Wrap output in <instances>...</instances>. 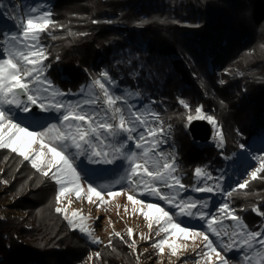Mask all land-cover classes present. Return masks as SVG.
<instances>
[{
  "label": "trees",
  "instance_id": "16d2710c",
  "mask_svg": "<svg viewBox=\"0 0 264 264\" xmlns=\"http://www.w3.org/2000/svg\"><path fill=\"white\" fill-rule=\"evenodd\" d=\"M45 6L63 26H50L49 34L43 36L50 54L46 76L56 89L76 93L91 77L107 70L121 90H139L143 103L155 100L150 106L173 129L181 128L184 117L178 98L191 109L201 103L214 112L226 131L221 150H203L204 144L199 147L188 133L174 137L184 180H189L195 163L214 166L222 162V156L230 153L233 136L247 146L253 136L264 132V0H51ZM180 143L189 146L184 155ZM5 177L10 179L8 187L22 186L20 192L29 193L30 199L22 197L21 201L34 222L0 219V264H9L15 252L12 264H67L71 254L81 256L88 252V245H94L78 230L70 231L63 216L55 212V183L4 149L0 151V179ZM253 183L230 195L237 210H250L258 196L264 200V180ZM255 218L250 225L256 223ZM57 224L64 235L57 240L51 235L52 242L43 249L26 240L30 231L25 228L41 235Z\"/></svg>",
  "mask_w": 264,
  "mask_h": 264
},
{
  "label": "snow or ice",
  "instance_id": "6c2138e0",
  "mask_svg": "<svg viewBox=\"0 0 264 264\" xmlns=\"http://www.w3.org/2000/svg\"><path fill=\"white\" fill-rule=\"evenodd\" d=\"M6 7L12 8L8 19L14 20L15 24L10 28L0 26V149H7L23 161H29L31 168L41 177L57 185L55 212L62 214L70 231L78 230L81 234H86L93 243L100 242L94 237L87 223L89 217L78 211L69 214L67 208L59 206L66 193L74 192L80 198L82 186H86L90 203H95L93 197L103 202L106 189L110 198L120 194L110 190L108 185H96L90 181L82 162H77L79 158L84 157L89 164L97 165L112 164L114 160L122 159L128 166L125 168V175L114 183L126 181L129 184V188H122L121 191L133 205L146 210L143 211L146 221L152 211L157 213L155 221L159 229L155 235H165L151 246L159 253H163L165 246L171 250L173 256H177L180 249L187 250L186 244L169 242L179 233L184 237L191 235L194 238L193 244L195 238L205 242L204 264H212L213 256L218 264H229L228 258L222 255V250L238 251L245 264H253L254 255L264 257V230H249L228 203L219 206L218 211L223 216L220 219L206 211L209 207L208 201L183 195L188 186L181 182L176 156L173 152H164L161 147L168 143V129H171V124L166 129L160 119L161 113L150 108L149 105L155 104V100L140 103L142 93L139 90H121L107 70L93 78L91 84L81 86L79 92L56 89L46 76L49 65L45 61L50 54L43 43V36L49 34L50 26H63L52 19L45 0H36L32 4L21 0L15 6L5 5L0 0V18L7 14L4 12ZM56 59L59 60V57ZM220 83L223 84L224 81ZM96 87L101 90L103 100L96 93ZM68 96H74L75 99H66ZM178 100L188 110V124L195 120H206L216 132L217 146L222 147L223 136L215 117L204 113L202 106H196L193 110L184 99ZM129 143L134 144V149L129 147ZM244 147L241 145V148ZM261 171H264V165L248 175L251 179H256ZM194 174L197 180L192 190L195 192L215 194L218 191L230 196L235 190L230 189L225 193L220 185L223 177H213L204 168L197 167ZM209 181L214 183L210 184ZM247 184L248 180L244 183L238 182V187L243 189ZM141 186L148 196L158 197L176 211L170 212L156 203L128 194L137 192ZM161 187L169 191L161 192ZM144 194L143 191L140 192V195ZM252 211L258 212V209L253 208ZM178 217L198 218L203 221L207 231L218 237L219 242L210 239L204 230L185 225ZM225 219L231 220L233 224L225 225ZM149 227L151 228V224ZM132 235L129 230V238ZM128 247L135 251V242L128 244ZM196 247L193 251H196ZM94 255L100 258L101 254L95 252ZM197 255L200 256L201 253L197 252ZM91 259L90 256L89 260ZM196 264H200V260ZM257 264H264V258Z\"/></svg>",
  "mask_w": 264,
  "mask_h": 264
},
{
  "label": "rangeland",
  "instance_id": "374dc122",
  "mask_svg": "<svg viewBox=\"0 0 264 264\" xmlns=\"http://www.w3.org/2000/svg\"><path fill=\"white\" fill-rule=\"evenodd\" d=\"M45 1L49 2L51 0ZM3 2L5 3V5L15 6L16 4L20 3L21 0H3ZM35 2L36 0H24V3L26 4H32ZM5 9L6 10L4 12L7 14L0 18V26L5 28L13 27L15 21L8 19V15L12 14V8L6 7ZM17 15L19 14L17 13ZM141 49L144 50V47H141ZM173 57L175 58L176 56L173 55ZM209 69H211L210 64ZM59 72L61 73V68H59ZM213 72H216L217 75H219L220 73V71ZM225 73L226 75H228V71ZM237 76L241 77L242 73H238ZM93 78L94 76L90 78V81L88 83H85L82 86L91 84ZM218 82H221V80ZM240 87L242 90L241 94H244L245 91L242 88L243 86L241 85ZM95 91L98 95H100L101 100H103L101 90L96 87ZM66 99H75V97L68 96L66 97ZM133 102L135 103L136 101ZM140 103L143 102L140 101ZM199 106H202L204 113L213 115L214 112L206 110L203 107V104L200 103ZM150 108H152V106H150ZM187 112L188 110H183L182 116L184 117L182 118L183 123L181 125V128L179 130H176L171 126V129H168V143L161 146L164 152H173L176 156L181 182L184 185L188 186V189L183 193V195L185 197L191 196L196 200L208 201L209 207L208 209H206V211L214 214L217 218L220 219H223V216L221 213H219L218 208L223 203H228L230 208L235 210V214L241 217L242 222L247 225L249 230H264V215L261 214L264 213V200H262L261 196H258L256 203L253 206L251 205L252 208H250V210L245 207H241L237 210V208L231 204L230 196L221 194L218 191L213 194L209 192H195L192 190V187L196 184L197 180V177L194 174V170L197 167L206 169L213 175V177L222 176L223 179L220 181V185L222 186L225 193H227L230 189H240L238 187V182L244 183L245 180H248V184L245 187L247 188L249 185L252 186L255 180H264V171L259 172L256 179H251L248 175V173H250L251 171H254L257 168H260L261 165H264V132H262L259 137L253 136L250 145H247L244 148H241V144H238V142L236 141V137L233 136V144L229 147L230 153L229 155L222 156V162L214 166L207 163L200 164L199 162V164L197 165L195 163L190 168L191 175L189 176V180H184L185 175L180 171V163L178 157L179 148L175 144L174 137L178 134L182 137L183 133H188L191 137L188 130L189 124L187 121ZM240 113L242 118L244 119V113L242 112V110L240 111ZM213 116L215 117L218 129L223 136V146H217L216 132L211 125V137L207 142H198L191 138L194 142L199 143V147L201 146V144H204L203 150L211 148H217L218 150H221L225 146L226 131L224 130V126L218 121V118L215 115ZM160 119L163 120L162 118ZM186 125L188 126L186 127ZM164 127L167 129V125H164ZM185 142L190 143L187 141V139ZM180 144L183 146L182 155H184L185 149L186 151H188L189 146L183 143ZM129 147L134 149V144L129 143ZM1 150L4 149H0V151ZM257 157H259L260 159H257ZM26 162L29 163V161ZM77 162H82L83 167L87 171L88 179L94 184L108 185L110 190L118 191L120 192V194L112 196L110 198L107 195L108 189H106L103 193V202L96 200L95 197H93L95 203H90L87 199L86 186H82L83 190L81 191L80 198H77L74 192L66 193L65 196L61 198V205L59 206L67 208L69 214L73 211H78L83 216L89 217L87 223L90 225L91 230L95 229V231H93V235L100 241L98 244L94 243V245L87 244L89 250L88 252H83L81 256L71 254L67 264H196L197 260H200V264H204L206 260V258L203 257L205 242L200 238H195V244H193L194 238L191 235L184 237L181 234L177 233L169 242L171 243L174 241L177 245H188L187 250H178L177 256H173L171 254V250L167 246L164 247L163 253H159L157 249L151 246L153 243H156L158 240L164 238L165 235L164 233H161L159 237L155 235L156 231H158L159 229V225L155 221V216L157 215V213L152 211L149 214L148 220L146 221L143 216V211L146 210H141L138 205H133L127 199V195L123 191H121L122 188H129V184L126 181H121V183L119 184L114 183L115 181L120 180L121 177L125 175V168L128 166L126 161L122 159H116L112 164L97 165L89 164L84 157H80ZM5 178V180L0 179V181L7 182H0V219L6 220V222H8V218L12 219L13 223L15 224L20 223L21 221L27 224L33 223L34 219H30V217L32 218V215L30 216V214H25L26 208L24 207L26 205H24V203L21 201L22 197H24L25 200L27 197L30 199L29 193L27 194L26 192H20V190L23 188L22 186L18 187V189L17 185L12 188L8 187L7 185L10 179L7 177ZM186 178L188 177L186 176ZM18 180L22 181L21 178H18ZM209 183L212 184L214 183V181H209ZM54 186L57 191V185ZM39 189H42V186ZM159 190L164 193H167L169 191L164 187H161ZM141 191H143L145 194L140 195ZM128 194H132L143 201L156 203L170 212L176 211V209L171 208L168 203L160 200L158 197L148 196L143 186H141V188L137 192H129ZM55 207H57L56 203ZM253 208H257L258 212L252 211ZM252 213L253 215H251ZM255 215L258 219L255 218ZM252 218H255L256 223L254 225L249 224ZM178 219H182L184 221V224L188 225L190 228L204 230L205 233L209 235L210 239L216 241L217 243L219 242V238L208 232L204 222L199 220L198 218L193 219L189 217H178ZM50 222L51 221H47V224L50 225ZM162 223L163 221H161V224ZM224 223L225 225L233 224L231 220L227 219L224 220ZM150 224L151 228L149 227ZM50 227L52 226H49L48 229L45 230V232H41V235L34 233V228H25L30 231V234L28 236L29 238H26V240L34 243V247L38 246L39 248L43 249L46 243L52 242L50 240L51 235L57 237L56 240L64 235V230L58 224L52 227L53 230H51ZM129 230H131L133 233L131 238H129L128 236ZM229 231H231V228H229ZM82 236L84 237L86 242L89 241L93 243L86 234H82ZM143 237H147V239H144ZM224 239L226 240L227 238L224 237ZM110 240L111 244H109ZM18 241L22 245L25 244V240H21V238H18ZM133 242H135L136 245L135 251H133L132 248L128 247V244H131ZM53 243L55 242L53 241ZM196 245H198L199 247H196ZM194 247H196V251H193ZM51 249L56 253H60L59 249L55 250L52 247ZM95 252H99L101 254L100 258H97L94 255ZM197 252H200L201 255L198 256ZM16 255L17 253L15 252L14 256L17 257ZM222 255H225L226 258H228L229 264H245V261L241 257L240 253L236 250H222ZM14 256L11 254V258L8 260L9 264H12L14 262ZM90 256L92 257L91 260H89ZM262 258L264 257H258L254 255L253 264H257V262ZM212 264H218L214 256L212 258Z\"/></svg>",
  "mask_w": 264,
  "mask_h": 264
},
{
  "label": "water",
  "instance_id": "95a60500",
  "mask_svg": "<svg viewBox=\"0 0 264 264\" xmlns=\"http://www.w3.org/2000/svg\"><path fill=\"white\" fill-rule=\"evenodd\" d=\"M191 138L198 142H207L211 137V125L205 120L192 121L188 127Z\"/></svg>",
  "mask_w": 264,
  "mask_h": 264
}]
</instances>
